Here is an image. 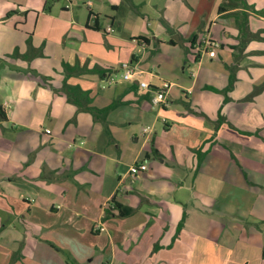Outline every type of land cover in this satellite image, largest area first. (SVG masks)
<instances>
[{
  "label": "crops",
  "instance_id": "1",
  "mask_svg": "<svg viewBox=\"0 0 264 264\" xmlns=\"http://www.w3.org/2000/svg\"><path fill=\"white\" fill-rule=\"evenodd\" d=\"M65 1L56 12L55 5L39 4L21 8L26 15L19 22L13 14L1 22L17 30L31 25L26 32L43 43V56H55L62 67L80 59L89 68L119 73L122 63L137 62L143 70L138 80L150 89L138 80L103 87L99 74L70 77L69 83L89 89L94 101L95 88L103 90V100L94 106L115 104L107 129L101 118L60 97L66 114L58 128L30 127L32 145L18 152L0 122V156L12 167L0 172V237L8 239L0 264L34 259L37 250L52 245L45 230L71 228L78 220L84 231L100 233L92 249L101 264H195L214 251L223 264H264V13L255 12L264 9V0H246L255 10L236 7L222 14V0H196L188 3L190 19L181 14L182 0H146L157 8V26L141 12L152 36L132 30L129 39L123 14L136 9L134 0H88L87 11L78 9L77 0ZM38 48L27 42L17 52L35 58ZM143 48L153 50L150 59H168L169 68L146 62ZM3 55L6 63L12 56ZM32 57L17 58L32 63ZM6 63L0 64V83L11 103L6 99L0 107L8 120L10 105L29 116L28 102L53 107L55 94H64L57 92L64 70L58 82L31 67L12 66L9 77ZM164 82L172 84L169 103L156 105L154 92ZM140 162L148 169L131 174ZM112 197L123 216L119 210L106 215ZM18 199L24 208H16ZM49 215L59 220L49 224L43 220Z\"/></svg>",
  "mask_w": 264,
  "mask_h": 264
},
{
  "label": "rangeland",
  "instance_id": "2",
  "mask_svg": "<svg viewBox=\"0 0 264 264\" xmlns=\"http://www.w3.org/2000/svg\"><path fill=\"white\" fill-rule=\"evenodd\" d=\"M92 1V0H91ZM133 1V0H131ZM137 2L138 6L135 10L131 9V2L130 5L127 7L128 11L125 12L123 15L126 16L127 22H125V36L129 39L130 33H132V30L135 31H142L146 35L152 36V32H150L149 27L147 26V23L142 19L141 12H144L148 16L152 18V27L157 26L154 19L156 18V12L157 8L153 5H147L146 0H134ZM150 1V0H147ZM156 2V4L163 3L165 4L164 0H153ZM184 2V6L181 8L182 15H185L186 19H190L192 13H188V11H192L191 7L188 6V3H195L196 0H182ZM78 9L80 7H83L85 11L88 10L87 5L85 3L88 2V0H77ZM48 3V4H46ZM67 2L65 0H0V64H5L6 61L1 58H3L4 53L12 54V56L9 55V60L6 64H9V68L7 72V75L10 77V71L12 66H16L18 69L21 70H29V67L35 68V70H38L40 73L43 74H50L53 76V78L58 82L63 80V70L62 62L58 60L55 56L49 55V56H43L41 51L43 43L40 42L39 39H35V37L32 38V36L28 35L26 30L31 25H20L19 30L15 29L13 26H10L11 23L3 24L1 22L2 18H6V15L8 12H11L13 16L15 15L16 21L23 20L26 13L23 11V9L30 7V6H38L39 4L41 6H48V5H55L56 9L54 11L56 12L58 8H61L62 5L66 4ZM21 8H23L21 10ZM180 15L181 17H183ZM30 16V20L33 21V18L35 15L33 12H30L28 14V17ZM105 16L102 15V20H104ZM106 19V18H105ZM131 31V32H130ZM123 34V33H121ZM27 42H33L35 45L39 46L38 49L35 50L36 57L31 60H34L32 63L31 61H25L18 59L16 53L17 51H23L22 46L26 44ZM21 46L19 50L16 49L15 46ZM156 44H153L152 46L155 48ZM170 47L166 46L164 48V53H168ZM27 51L30 50L29 46ZM142 52L144 54V57L146 58V62H148V59L151 64L161 65L162 69L167 70L169 68V65H167L168 59L162 58L159 55L153 56L151 59L149 56L153 53L152 49H142ZM160 53V52H159ZM17 56L16 58L13 56ZM168 57V56H163ZM13 58V59H12ZM27 63V64H25ZM30 63V64H28ZM160 67L157 68V71ZM156 70V69H155ZM160 71V70H159ZM161 72V71H160ZM165 72V71H163ZM170 74V73H168ZM6 75V74H5ZM3 77H0V80H2ZM155 82L158 83V80L155 79ZM56 82V83H57ZM124 82V81H121ZM16 88V86H15ZM18 89V88H16ZM110 91H113L112 89H106L105 92L107 96L110 95ZM103 92V90H102ZM102 92L97 88L93 91L92 95L95 97L96 101L94 103H100L103 100V97L101 96ZM60 97H63L61 100ZM56 100L54 101V106L52 107L50 104L42 106L38 103H35L34 101L28 102L29 105L32 108V112L29 116L26 115L25 112L20 110V107L18 104H15V107L10 105L9 107V115L11 116V120H4V127L9 130L8 136L11 139V142L14 145V152H18L21 150V146H30L31 144V137L30 133L32 132L30 127H33V129H44V128H51V131L54 130V127L58 128V120L60 118H64L66 114V108L62 107L58 100H61V103L67 104V97L65 94H55ZM6 99L11 103V100H9L6 86L5 84L0 83V103L3 105V102L7 103ZM22 99L21 96L16 100V102H19V100ZM27 102V101H26ZM13 116V117H12ZM91 116V115H90ZM75 120V119H74ZM73 120V121H74ZM70 123V122H68ZM26 125V127L24 126ZM15 126V127H14ZM25 128V132H22V130ZM64 129V127H63ZM74 131V130H73ZM70 132V131H69ZM55 133V131H54ZM105 134H108L105 131ZM132 145V143H131ZM7 161H9V157H7ZM12 169V167L8 166L7 164H4V159L0 156V172L6 171V169ZM0 194H4L1 191L0 188ZM12 204H14V200L11 201ZM6 201L3 202L5 204ZM16 208H24L25 204L22 202V200H16ZM19 206V207H18ZM43 220H46L49 224L53 223L54 221H58V216L55 215H49L47 217H43ZM81 221H77L78 225H74V227L68 228L65 225L61 227H55L51 230H45L44 237H47L50 242L52 243V247L47 245L44 246L41 250H37L36 257L32 260L21 258L19 259V262L17 264H101L100 263V256H95L93 258V249L94 245L101 239L99 234L92 235V232L87 230L84 231L81 227ZM105 235V234H103ZM231 237V236H230ZM235 238V237H234ZM7 238L0 237V241L3 244H0V260L3 259L4 253L6 252L5 244H7ZM215 247H222V245L215 244ZM14 258V257H13ZM15 259V258H14ZM13 259V260H14ZM238 260V258H237ZM233 262V261H232ZM224 262H221L219 258L216 256L215 251L214 255H210L207 259H197L195 264H223ZM235 263V262H233ZM2 264V263H1ZM225 264H232L229 262H226Z\"/></svg>",
  "mask_w": 264,
  "mask_h": 264
},
{
  "label": "trees",
  "instance_id": "3",
  "mask_svg": "<svg viewBox=\"0 0 264 264\" xmlns=\"http://www.w3.org/2000/svg\"><path fill=\"white\" fill-rule=\"evenodd\" d=\"M239 8L242 7L243 9L245 8H253L255 10V8L251 5L248 4V2L246 0H222V2L220 3V5L218 6V12L219 14H222L223 12H225L227 9L229 8ZM255 12L257 13H264V9L263 10H255ZM11 12H8L7 16H10ZM242 27V26H241ZM138 40H140L141 42H145L148 43L149 41L147 39H145V37H138ZM170 42L174 43V40H171ZM17 56L20 57H24L25 59H29L30 57L34 56V54L30 55L29 53L23 54V55H19V53H16ZM63 68H64V73H65V78H64V82L62 84L61 89L57 90V92L61 91L62 93H64L67 96V101L70 102V104H73L77 107L78 111H87L88 113L92 114L95 118V120H98L101 118V121L103 122V124L105 125L106 129V117L110 111V109L113 108V106L115 104H111L110 106H105V107H96L94 106L93 103V98L91 96V93L89 91V89H83L79 84L77 85H71V83H69V78L74 77V76H81L83 74H99L101 78H105L106 76H108L111 72V69H107V68H102L100 66H93L92 68H89L87 63L82 64L80 59H77L76 62L74 64H71V62H64L63 64ZM7 115L4 111V109L2 107H0V122L2 124V122L4 120H6ZM155 152H157V150L155 149ZM115 210H119L118 214L123 216V207L120 204V202L116 201L115 197H112L111 200L108 203V207L106 209V215L111 214L113 211ZM184 220L185 217L182 218V221L180 222L179 226H178V231L177 233H179L184 225Z\"/></svg>",
  "mask_w": 264,
  "mask_h": 264
},
{
  "label": "built area",
  "instance_id": "4",
  "mask_svg": "<svg viewBox=\"0 0 264 264\" xmlns=\"http://www.w3.org/2000/svg\"><path fill=\"white\" fill-rule=\"evenodd\" d=\"M211 55L215 54L214 50L210 51ZM143 70L139 68V64L137 62H124L120 65L119 73H110L108 76L103 78V87L114 85L120 81H135L138 80V76L142 74ZM139 86L144 90L150 89V83L144 80H138ZM170 82H164L163 85L159 86L155 90V94L153 97V102L156 105H163L166 106L169 103V89L171 87ZM50 129H47V132H50ZM149 128H145L144 132H149ZM148 169V165L146 163H137L134 164L130 168V172L133 175H137L140 172H144Z\"/></svg>",
  "mask_w": 264,
  "mask_h": 264
},
{
  "label": "water",
  "instance_id": "5",
  "mask_svg": "<svg viewBox=\"0 0 264 264\" xmlns=\"http://www.w3.org/2000/svg\"><path fill=\"white\" fill-rule=\"evenodd\" d=\"M173 38H175L176 40H178V38L175 36V37H173Z\"/></svg>",
  "mask_w": 264,
  "mask_h": 264
}]
</instances>
